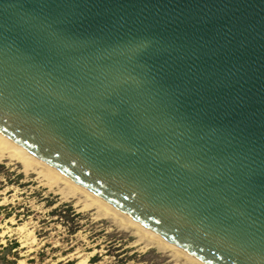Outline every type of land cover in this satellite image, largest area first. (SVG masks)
Returning a JSON list of instances; mask_svg holds the SVG:
<instances>
[{
	"label": "water",
	"instance_id": "95a60500",
	"mask_svg": "<svg viewBox=\"0 0 264 264\" xmlns=\"http://www.w3.org/2000/svg\"><path fill=\"white\" fill-rule=\"evenodd\" d=\"M0 133L203 264H264V0H0Z\"/></svg>",
	"mask_w": 264,
	"mask_h": 264
},
{
	"label": "rangeland",
	"instance_id": "374dc122",
	"mask_svg": "<svg viewBox=\"0 0 264 264\" xmlns=\"http://www.w3.org/2000/svg\"><path fill=\"white\" fill-rule=\"evenodd\" d=\"M45 183L36 172L0 158V264L188 263L87 208L82 196Z\"/></svg>",
	"mask_w": 264,
	"mask_h": 264
},
{
	"label": "bare ground",
	"instance_id": "6f19581e",
	"mask_svg": "<svg viewBox=\"0 0 264 264\" xmlns=\"http://www.w3.org/2000/svg\"><path fill=\"white\" fill-rule=\"evenodd\" d=\"M0 158H3L8 161H15L19 163L26 171L31 170L37 173L41 178L45 180V182L50 185H61L62 189L60 192L69 195L70 197L82 196L86 201L87 208L94 207L100 212L102 216H111L117 219L120 225L132 228L137 232L141 239H146L149 245L156 246L160 249H168L174 255H177L183 258L187 264H203L177 247L171 245L155 233L149 231L142 225L136 223L126 215L120 213L107 203L103 202L101 199L97 198L95 195L89 193L70 179H67L65 176L49 167L27 151H25L22 147L12 142L10 139L5 137L0 133ZM45 183V184H46ZM84 206V205H83ZM85 206V207H86ZM84 207V208H85ZM136 233V234H137ZM160 250V251H163ZM172 254V255H173Z\"/></svg>",
	"mask_w": 264,
	"mask_h": 264
}]
</instances>
